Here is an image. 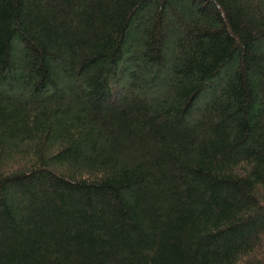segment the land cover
<instances>
[{
	"label": "trees",
	"instance_id": "trees-1",
	"mask_svg": "<svg viewBox=\"0 0 264 264\" xmlns=\"http://www.w3.org/2000/svg\"><path fill=\"white\" fill-rule=\"evenodd\" d=\"M0 264H264V0H0Z\"/></svg>",
	"mask_w": 264,
	"mask_h": 264
},
{
	"label": "rangeland",
	"instance_id": "rangeland-1",
	"mask_svg": "<svg viewBox=\"0 0 264 264\" xmlns=\"http://www.w3.org/2000/svg\"><path fill=\"white\" fill-rule=\"evenodd\" d=\"M138 71L141 73V71H142V68H141V66H140V68H138Z\"/></svg>",
	"mask_w": 264,
	"mask_h": 264
}]
</instances>
